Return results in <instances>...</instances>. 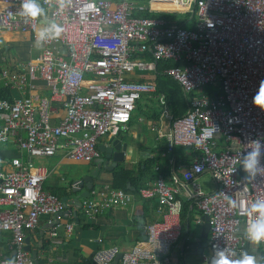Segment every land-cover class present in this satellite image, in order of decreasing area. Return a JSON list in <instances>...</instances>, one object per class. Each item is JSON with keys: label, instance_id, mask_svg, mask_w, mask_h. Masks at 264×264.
<instances>
[{"label": "built area", "instance_id": "built-area-1", "mask_svg": "<svg viewBox=\"0 0 264 264\" xmlns=\"http://www.w3.org/2000/svg\"><path fill=\"white\" fill-rule=\"evenodd\" d=\"M141 1L71 0L61 9L57 0H38L46 16L26 21L20 15L22 0H0V31L28 34L36 43V31L50 21L65 29L59 38L41 42L36 61L19 66L20 72H3L7 85L21 97L0 100V144H15L18 154L13 159L0 156V208L7 209L0 212V232L11 234L15 248L13 257L6 258L0 241V264H36L26 250V231L34 230L42 216L58 218L57 226H62L67 205L44 190L50 173L37 168L34 159H51L59 152L74 163L98 159V140L121 129L129 131L144 95L161 105L166 102L151 81L126 76L156 72L158 62L168 60L178 65L162 73L184 95L215 86L220 92L213 98L193 96L179 118L164 113L170 123L168 154L183 146L197 155L183 174L184 186L175 178L169 186L161 178L141 189V198L158 202L161 220L147 226L146 237L122 253L119 264H162L182 230L177 187L204 173L211 174L218 190L186 194L209 218L210 256L200 264H211L217 251L240 257V228L246 232L254 218L246 209L264 198V170H259L264 169V112L252 104L264 80V0H149L148 5ZM156 12L191 13L195 22L186 29L154 17ZM147 54L153 59L147 60ZM38 80L44 87L35 84ZM54 104L64 112L57 125L51 121L57 112ZM218 136L225 141L224 151L217 148ZM253 141H259L260 156L257 172L249 176L243 160ZM132 203L131 193L103 186L91 190L83 212L91 218ZM66 228L71 232L73 225ZM260 244L264 264V241ZM119 254L116 246L100 248L94 264H112Z\"/></svg>", "mask_w": 264, "mask_h": 264}, {"label": "crops", "instance_id": "crops-1", "mask_svg": "<svg viewBox=\"0 0 264 264\" xmlns=\"http://www.w3.org/2000/svg\"><path fill=\"white\" fill-rule=\"evenodd\" d=\"M2 7L3 5L0 2V10ZM1 42L7 43L3 48H0V68H2L0 80L5 82H7L3 78L5 69L20 72L21 68L19 66L36 61L42 51L41 46L33 42L28 34L0 31ZM143 75L148 77L149 74ZM140 78L144 79V76ZM35 84L42 87L45 85L41 80L36 81ZM202 90L204 91L200 92ZM202 90L196 91L194 97L207 95L213 98L215 94L220 92L218 86L207 87ZM38 93V91H33L34 95ZM210 93L214 94L209 95ZM41 94L49 96L50 92H41ZM20 97L21 94L19 93L18 98ZM152 99L157 101L156 98ZM141 104L146 108L145 114L138 121H135L132 117L128 125L129 131L124 132L121 129L98 140L97 150L101 145L108 146L112 138L120 139L123 144L127 145L125 161L119 164L112 173L105 172L104 168H101L99 179L96 177L97 165L95 163L100 157L91 164H79L70 161L63 153L59 152L51 159L39 161L37 168H45L50 173L44 182V190L56 194L61 200L67 198L68 205L63 221L61 220V227L57 226L58 218L42 216L34 230L26 231V238L30 237L32 251L37 253L38 264H94V254L100 248L111 246L118 247L121 254L126 253L138 241L146 237L148 225L161 220V217L157 214L158 202L152 199H143L138 192H132L133 203L128 207L107 211L88 218L83 212V205L87 198L81 199L80 204L75 201L76 197L81 196L88 190L85 185L74 192L73 186L76 181L91 178L95 189L111 186L114 173L121 168L134 171L136 176H139L147 173L148 170L145 169V164L148 161L159 158L155 173L163 177L165 183L169 186L172 185L171 181L174 178L178 179L184 186L182 177L192 163L191 161H193V154L191 151L185 154L178 152L180 156H178L175 167L170 157L172 153H165L166 135L169 132L170 123L165 119L164 113H170V110H172L167 99L163 105L159 102H144ZM54 110L57 112H54L51 121L53 125H57L60 118L64 116V112L60 110L59 104H54ZM156 115L157 118H155ZM216 141L218 150L224 151L226 144L223 137H216ZM14 151L16 152L15 144H0V156L5 159L15 158L18 154L16 152L13 155ZM166 161H168L167 164ZM69 164L77 166H74L76 168L73 170L74 167H69ZM8 171H11V169H8ZM50 177H53V179H50ZM47 181L50 182L48 185ZM177 188L179 191L176 198L182 203L180 215L182 230L168 255L162 260V264H200L210 256V231L206 236H203L202 226L206 221H204V217L198 210L194 199H190L186 194L193 195L196 189L212 194L218 189L210 173H204L193 183ZM90 192L91 190L89 194ZM3 210L7 209L0 208V212ZM66 224L73 225L71 232H68ZM55 231H57V234H55ZM239 233L243 241L242 246H240L241 253L247 252L253 255L256 258V264H260L263 245L260 243L254 245L246 238L243 228H240ZM11 237L8 233L0 232L2 254L6 258H11L15 254Z\"/></svg>", "mask_w": 264, "mask_h": 264}, {"label": "trees", "instance_id": "trees-1", "mask_svg": "<svg viewBox=\"0 0 264 264\" xmlns=\"http://www.w3.org/2000/svg\"><path fill=\"white\" fill-rule=\"evenodd\" d=\"M167 14H169V13L156 12L152 15L154 17H161V18L171 20L172 22H176L178 25H180L184 28H187L186 26H188L190 21L192 20V19H190L191 15H192L191 13L186 14L187 15L186 18H184V19L180 18V19H178V21L172 20L171 18H169V15H167ZM145 15H146V13H145ZM146 16H148V15H146ZM189 28H192L191 25H189ZM144 57H146L147 60L153 59L152 55H150V54H147ZM177 65L178 64L176 62H173L171 60L159 61L156 72H152L151 74L148 75V77L144 75V79L151 81L152 83L155 84V86L157 87V93L158 94H164L165 95V99H167V102L170 105V108L172 109V110H170V114H172V111H173V116L175 118H179L186 113V111L188 109L189 101L184 100V98H183L184 94L182 93V91L180 90L178 85L173 80H171L168 76L163 74L162 71L164 69H167V68L176 67ZM0 73H2V68H0ZM140 80H142V79H140ZM15 90L16 89H14L13 86L7 85V83L5 81L0 80V100H10L12 102L15 101L17 99L15 97ZM144 102L145 103L146 102L153 103L155 101H154V99L149 98V97L145 98V99L143 98V101L138 102L137 110H139V111L141 109L143 110V106H142L143 104H141V103H144ZM173 107L175 108L174 110H173ZM158 116H159V114H158ZM158 116L156 115L155 118H157ZM167 151H168V143H166V148H165L166 154H168ZM190 151L192 152V154H193L192 156L194 158L197 155V153L193 149L183 148V146H175V148L172 150V154L170 155L171 160L175 164V167H176V164L178 161V156H180L178 152L185 154V153L190 152ZM193 158H192V160H193ZM158 159L159 158H155L151 161H148L145 164V167H146L145 169L148 170L146 174H140L139 176H136V173L134 171L127 170L124 168H121L120 170L116 171L114 173L113 180L111 182L112 188L123 189V190H125L131 194H132V192H138L140 194L141 189L147 188L150 185L154 184V182L163 178V177L159 176L157 173H155V168L158 167V164H159ZM167 163H168V161H166V164ZM71 219H73V218H71Z\"/></svg>", "mask_w": 264, "mask_h": 264}, {"label": "clouds", "instance_id": "clouds-1", "mask_svg": "<svg viewBox=\"0 0 264 264\" xmlns=\"http://www.w3.org/2000/svg\"><path fill=\"white\" fill-rule=\"evenodd\" d=\"M57 2L59 7L63 9L71 3V0H57ZM20 7V15L26 21H36L38 18L46 16L45 9L41 7L38 0H22ZM64 31L65 29L62 25L55 21H50L45 27L39 28L36 31V43L40 45L46 39H57ZM252 104L264 112V80L260 81L258 90L252 98ZM259 156V141H253L251 151L243 160V169L249 176H254L257 172ZM231 203L235 206L234 201H231ZM246 214L250 218H254L249 219L245 235L254 245H258L264 241V198H258L254 202H251L246 209ZM234 256L235 253L228 255L225 251H217L211 264H256V258L247 252L241 253L239 258H232ZM7 264H12V261H8Z\"/></svg>", "mask_w": 264, "mask_h": 264}, {"label": "water", "instance_id": "water-1", "mask_svg": "<svg viewBox=\"0 0 264 264\" xmlns=\"http://www.w3.org/2000/svg\"><path fill=\"white\" fill-rule=\"evenodd\" d=\"M99 153V159L95 163L96 170L95 172L96 177L99 179L100 173L99 170L101 168H104L105 172L112 173L119 164L123 163L125 161V155L127 153V145L123 144L120 139L112 138L109 142V145H101L98 148ZM99 173V174H97ZM94 174V175H95ZM87 187V192L82 194L81 196L76 197L75 201L80 204V200L84 198L89 197V191L92 190L94 187L92 185V179L91 178H84L82 180L76 181L73 186L74 192H77L76 190H80V187L85 186ZM62 201L68 205V199L63 198ZM204 221L206 223L203 224V236H206L207 233L210 231V224H209V218L204 217ZM26 250L31 252L33 254V257L35 259L36 264H38V256L37 253L32 251L31 243H30V237L26 238ZM122 258V254L120 253L117 258L113 261L112 264H119L120 259Z\"/></svg>", "mask_w": 264, "mask_h": 264}, {"label": "rangeland", "instance_id": "rangeland-1", "mask_svg": "<svg viewBox=\"0 0 264 264\" xmlns=\"http://www.w3.org/2000/svg\"><path fill=\"white\" fill-rule=\"evenodd\" d=\"M148 1L149 0H142L141 2L143 3V4H145V5H148L149 3H148ZM160 9H164V10H171V11H175V10H179V8H172V7H164V8H162L163 6H158ZM167 15H169V18H171L172 20H176V21H178V19H184V18H186L187 17V15L186 14H184V13H169V14H167ZM193 22H195V18L193 19L192 18V20L190 21V25L192 26V24H193ZM187 28L186 29H190L189 28V25L188 26H186ZM5 45H7V43H4V42H1L0 43V48H3ZM144 74H151L150 72H144ZM143 74L142 73H136V74H134V75H132V76H126V78H128V79H131V80H138L139 79V77H141ZM178 85V84H177ZM179 87V86H178ZM180 88V87H179ZM173 89V88H172ZM204 90H202V91H200V92H203ZM214 93H210L209 95H213ZM193 96L194 95H192V94H187V95H183V98H184V100L185 101H190L191 100V98H193ZM15 97L16 98H18L19 97V93H18V91H15ZM143 98L145 99L146 98V96L144 95L143 96ZM143 98L141 99V101H143ZM140 102V101H139ZM157 101H155V103H156ZM145 110H146V108L145 107H143V110L141 109L140 111L139 110H137V111H135L134 113H133V118H134V120L135 121H138L139 120V118L141 117V116H143L144 114H145ZM170 116H171V118L173 119L174 118V116L172 115V114H170ZM13 151V150H12ZM16 154V152L14 151L13 152V155H15ZM26 156V155H25ZM24 156V157H25ZM41 160H45V159H34V165L36 166V167H38L39 166V161H41ZM79 164H84V163H79ZM74 166H77V165H75V164H69V167H74ZM76 167H74V168H72L73 170L75 169ZM50 179H53V177H50ZM50 182H48L47 181V185L49 184ZM8 234H10V233H8ZM11 235V234H10Z\"/></svg>", "mask_w": 264, "mask_h": 264}, {"label": "bare ground", "instance_id": "bare-ground-1", "mask_svg": "<svg viewBox=\"0 0 264 264\" xmlns=\"http://www.w3.org/2000/svg\"><path fill=\"white\" fill-rule=\"evenodd\" d=\"M159 6H163L162 8H164V7H172V8H177V7H175V6H172V5H159ZM158 7V6H157ZM159 8V7H158Z\"/></svg>", "mask_w": 264, "mask_h": 264}]
</instances>
